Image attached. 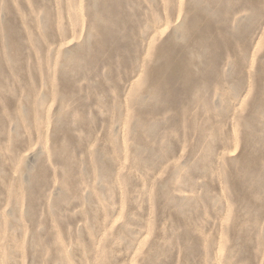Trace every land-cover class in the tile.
<instances>
[{
  "label": "rangeland",
  "instance_id": "374dc122",
  "mask_svg": "<svg viewBox=\"0 0 264 264\" xmlns=\"http://www.w3.org/2000/svg\"><path fill=\"white\" fill-rule=\"evenodd\" d=\"M102 2L0 0V264H264V0Z\"/></svg>",
  "mask_w": 264,
  "mask_h": 264
},
{
  "label": "bare ground",
  "instance_id": "6f19581e",
  "mask_svg": "<svg viewBox=\"0 0 264 264\" xmlns=\"http://www.w3.org/2000/svg\"><path fill=\"white\" fill-rule=\"evenodd\" d=\"M104 1V4H103V2H102V4H101V12L103 13V14H108V15H110V17L111 16H113L114 17V13H116L115 12V10H116V7L118 8V2H119V0H103ZM121 6V5H120ZM114 14V15H113ZM101 17H102V15H101ZM100 17V18H101ZM104 22H106L107 21V18H104ZM191 22V23H190ZM189 22V24H188V26L189 27H191V26H193L194 25V23H196L195 21H190ZM104 24V23H103ZM105 24H107V23H105ZM188 26H186V28L188 29L189 27ZM11 33V32H10ZM182 35H183V37H185V34L184 33H182ZM205 35V37H206V35H207V33H202L201 34V36H204ZM112 39V38H111ZM103 40V39H102ZM200 40H203V37H200ZM199 50V49H198ZM200 51V50H199ZM198 51V52H199ZM78 60V59H77ZM166 63H168V59H166V61L165 60H163L162 61V64L161 65H165ZM169 64H171V63H169ZM178 64V63H177ZM166 66V65H165ZM161 68V67H160ZM165 70V69H164ZM163 70V71H164ZM159 72V70L158 71H156L154 74H155V77L154 78H156V76H157V74H159L158 73ZM166 78H169L168 76H166V77H163L159 82H156V84L154 83V93L155 94H160L161 95V97H165L166 99H168V98H171V96H170V94L169 93H166V92H164L165 90H167L166 89V85H165V83H166ZM158 81V80H157ZM259 185H260V183H258ZM257 184V185H258Z\"/></svg>",
  "mask_w": 264,
  "mask_h": 264
}]
</instances>
